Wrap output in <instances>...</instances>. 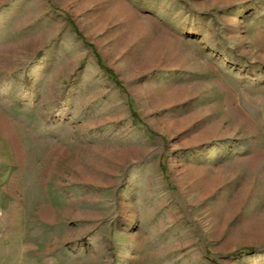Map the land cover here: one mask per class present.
Wrapping results in <instances>:
<instances>
[{"label":"rangeland","instance_id":"rangeland-1","mask_svg":"<svg viewBox=\"0 0 264 264\" xmlns=\"http://www.w3.org/2000/svg\"><path fill=\"white\" fill-rule=\"evenodd\" d=\"M0 264H264V0H0Z\"/></svg>","mask_w":264,"mask_h":264},{"label":"trees","instance_id":"trees-1","mask_svg":"<svg viewBox=\"0 0 264 264\" xmlns=\"http://www.w3.org/2000/svg\"><path fill=\"white\" fill-rule=\"evenodd\" d=\"M103 68H104V67H103ZM104 69H105V68H104ZM105 70H106V69H105ZM106 71H107L108 74H111L110 71H108V70H106ZM133 118H134L135 121H138V120H137V119H138V116H137L135 113H133Z\"/></svg>","mask_w":264,"mask_h":264}]
</instances>
